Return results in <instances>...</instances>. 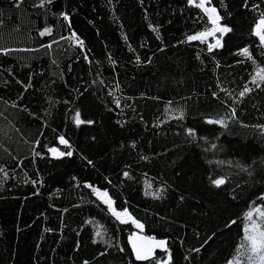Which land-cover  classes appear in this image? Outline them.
<instances>
[{
    "label": "trees",
    "instance_id": "16d2710c",
    "mask_svg": "<svg viewBox=\"0 0 264 264\" xmlns=\"http://www.w3.org/2000/svg\"><path fill=\"white\" fill-rule=\"evenodd\" d=\"M211 4L231 31L209 50L188 39L212 25L189 0H0V264L248 263L264 0ZM92 187L167 248L135 259L137 228Z\"/></svg>",
    "mask_w": 264,
    "mask_h": 264
},
{
    "label": "snow or ice",
    "instance_id": "6c2138e0",
    "mask_svg": "<svg viewBox=\"0 0 264 264\" xmlns=\"http://www.w3.org/2000/svg\"><path fill=\"white\" fill-rule=\"evenodd\" d=\"M43 2V0H42ZM50 2V0H49ZM194 0H189V3L192 4ZM205 0H200V3L195 4L196 7L202 8L206 14H208L209 19L211 20L212 24L214 25L213 31L220 32L221 34L227 33L231 31L230 28L227 26L221 27L219 25V21L221 20V17L217 14V10L212 7V8H206L205 6ZM65 19H67V16H65ZM256 34L260 37L261 41L264 42V19H261L260 22L256 26ZM50 29H45L44 32H41V35H45L47 32H49ZM205 35H211V32L208 33H199L194 36H189V40H196V39H201ZM82 43V42H81ZM220 46V40L216 41V44L214 45H209V50L215 47ZM244 54L247 55L248 50L244 49L243 50ZM259 75V78L264 81V75ZM253 83H256V78H253ZM259 86V85H257ZM250 89L245 87V89L240 92V96L243 97ZM233 115H235V112L233 111ZM77 123H80L79 121V114H77ZM209 123H221L223 124V121H209ZM60 142L62 144H66L67 142L61 137ZM53 153H56V149H51ZM67 155H71V152L66 153ZM58 155H65V153H59ZM127 175V173H125ZM214 183L219 186L224 183L223 179L215 180ZM105 196L107 195L106 193L104 194ZM109 205L111 206V202L108 201ZM258 217L260 218V222L258 220H254L253 217V211H249L246 214V220L248 223L245 225V236H244V241L245 243L242 244L240 247L241 248H247V251L249 253L248 255V261L249 264H264V210L261 209H255L254 210ZM114 215L117 216L119 219L121 216H126L128 215L127 212L123 213H113ZM133 223H137L136 221H133ZM138 227H143L142 225L137 224ZM97 235H100L98 232ZM147 243L145 244H137L135 241L132 243L133 251L135 253L136 259L137 260H146L148 259L153 252L154 247H160L163 248L165 246V241L161 240L158 242L152 241V238H147ZM238 254L240 253V249L237 250ZM232 264V262H230ZM236 264H239V261H236Z\"/></svg>",
    "mask_w": 264,
    "mask_h": 264
},
{
    "label": "rangeland",
    "instance_id": "374dc122",
    "mask_svg": "<svg viewBox=\"0 0 264 264\" xmlns=\"http://www.w3.org/2000/svg\"><path fill=\"white\" fill-rule=\"evenodd\" d=\"M198 3H200V0H194V2H193V4H198ZM206 8H212V7H214L212 4H211V0H205V5H204ZM215 8V7H214ZM202 9V8H201ZM216 9V8H215ZM203 10V9H202ZM204 11V10H203ZM205 12V11H204ZM206 13V12H205ZM208 15V14H207ZM209 17V16H208ZM261 19H264V16L263 17H261L258 21H257V23H256V25H255V27H254V33L256 34V26H257V24L260 22V20ZM210 20V19H209ZM211 21V20H210ZM212 23V22H211ZM219 25L221 26V27H224V25H222L220 22H219ZM213 29H214V25L212 24L211 25V27L210 28H208L207 30H204V31H201V32H197V33H194V34H192V35H190V36H194V35H197V34H199V33H208V32H211V35H205V36H203L201 39H196V40H200V41H207L208 42V44L209 45H214V44H216V41L217 40H220V45H221V37H222V35L224 34H221L220 32H216V31H213ZM257 35V34H256ZM258 36V35H257ZM258 38L260 39V37L258 36ZM260 41H261V39H260ZM262 42V41H261ZM60 140H61V138H60ZM52 149H55V148H52ZM59 153H63V152H61V151H59L58 149H56V153H53L52 151H51V149H50V154L52 155V156H62V155H58ZM92 190H93V192L95 193V195L99 198V199H101L106 205H107V207H108V209H109V211L113 214L114 212L115 213H123V212H125L126 210H123V211H118V210H116L115 208H114V206H113V203H112V201L107 197V195L105 196L104 194L106 193L105 191H101V190H98L97 188H95V187H92ZM108 201H110L111 202V206L109 205V203H108ZM255 209H261V207L260 206H256V208ZM254 209V210H255ZM262 210V209H261ZM127 212V211H126ZM127 214L128 215H126V216H121L119 219L117 218V216L116 215H114L119 221H121V222H126V221H131L132 223H133V221H136L137 223H133V225L136 227V228H138V229H143V228H141V227H138L137 226V224H139V225H141L137 220H135L128 212H127ZM253 214H257L255 211H253ZM258 216V215H257ZM246 223H248V221L246 222ZM246 225V224H245ZM244 230H245V226H244ZM247 264H249V261H248V263Z\"/></svg>",
    "mask_w": 264,
    "mask_h": 264
},
{
    "label": "water",
    "instance_id": "95a60500",
    "mask_svg": "<svg viewBox=\"0 0 264 264\" xmlns=\"http://www.w3.org/2000/svg\"><path fill=\"white\" fill-rule=\"evenodd\" d=\"M147 238H152V241H154V242H158V241H161V240H163V241H165V246L163 247V248H160V247H154L153 248V252H152V255L151 256H153L155 253H156V251H164L166 248H167V241H166V239H157V238H155V237H153V236H151V235H148V234H146L145 232H143V231H140V230H135L129 237H128V242H129V245H130V248H131V250H132V252H133V255H134V257H135V259H136V256H135V253H134V251H133V247H132V243H133V241H135L138 245L139 244H145V243H147L148 241H147Z\"/></svg>",
    "mask_w": 264,
    "mask_h": 264
}]
</instances>
